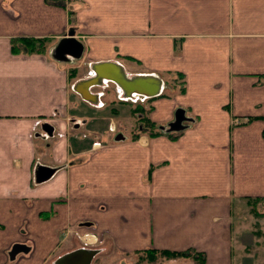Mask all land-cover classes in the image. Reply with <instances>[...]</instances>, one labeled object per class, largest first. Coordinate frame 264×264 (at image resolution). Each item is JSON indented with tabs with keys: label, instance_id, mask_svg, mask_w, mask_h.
Listing matches in <instances>:
<instances>
[{
	"label": "crops",
	"instance_id": "1",
	"mask_svg": "<svg viewBox=\"0 0 264 264\" xmlns=\"http://www.w3.org/2000/svg\"><path fill=\"white\" fill-rule=\"evenodd\" d=\"M17 37L43 47L12 52ZM68 39L77 55L57 51ZM176 73L183 92L162 85ZM112 75L155 79L154 94L127 95L166 132H136L131 105L98 88L126 95ZM253 198L264 0H0V264H100L109 251L240 264L237 206Z\"/></svg>",
	"mask_w": 264,
	"mask_h": 264
},
{
	"label": "rangeland",
	"instance_id": "2",
	"mask_svg": "<svg viewBox=\"0 0 264 264\" xmlns=\"http://www.w3.org/2000/svg\"><path fill=\"white\" fill-rule=\"evenodd\" d=\"M179 83H181V79L178 76L168 77L162 80V85L165 86V88H168V86L173 85L174 90L178 87ZM159 84L161 87L160 80H159ZM103 85L98 86V88L101 89V87H105L104 90L108 93L106 94L110 98L114 97L115 99H119L120 97H123L122 98L123 100L129 99L133 101V103L134 102L143 103L142 102L143 100L142 98H140V96H133V97L129 95L127 96L124 93H120L119 91H116L112 83L103 84ZM255 199L256 200L246 199L244 200V202L239 203L237 206V207H241L240 219L243 222V229L244 231H249L248 236H246L243 240V245L245 246V248L241 250L236 249L237 253L238 254L240 253L239 255L241 256L240 258L242 262H240V264L241 263L264 264V199L262 198H255ZM235 209L234 212L236 213ZM236 257H238V255ZM137 258L138 256L135 254L123 256L120 253L115 254L112 251H109L107 256L101 259L99 263L100 264L102 263L133 264L137 260Z\"/></svg>",
	"mask_w": 264,
	"mask_h": 264
},
{
	"label": "trees",
	"instance_id": "3",
	"mask_svg": "<svg viewBox=\"0 0 264 264\" xmlns=\"http://www.w3.org/2000/svg\"><path fill=\"white\" fill-rule=\"evenodd\" d=\"M42 43H43L42 39L30 38V37H17L10 41V49L12 52L19 51L22 49H25L28 51L33 50V49H41L43 47ZM175 76H178L181 79V83H179L176 89L178 90V92H183L184 90L183 77L180 73H176ZM168 87L174 88L173 85L168 86ZM161 94H163V92H161ZM125 101L131 105L132 114L136 115L135 129L137 133L142 131V132L147 133L149 136H154V135L166 132L164 131L162 127H160V125L154 124L147 118L146 112L149 108L146 109L143 107L142 103H139V102L133 103V101L129 99H126ZM133 136H135V134H133ZM253 200H256V199L253 198ZM160 253L165 254L166 256H174V257L190 256V257H193V259L196 261L197 264H202V257H200V255L194 251H187V252L161 251Z\"/></svg>",
	"mask_w": 264,
	"mask_h": 264
},
{
	"label": "water",
	"instance_id": "4",
	"mask_svg": "<svg viewBox=\"0 0 264 264\" xmlns=\"http://www.w3.org/2000/svg\"><path fill=\"white\" fill-rule=\"evenodd\" d=\"M74 44L70 43V40H63L58 46H57V51L58 52H63L64 48H68V52L70 54L77 55L78 53V48L77 51L74 50ZM72 48V49H70ZM114 81H116V83H118L124 90L126 95L128 94V91H134L135 93H139V94H145V95H152L155 93V79L152 82V85L150 83H148V81L150 79H145V78H141V79H123L121 77H117V76H110ZM158 80H156L157 82ZM159 84V82H158ZM128 96V95H127ZM177 129L180 128L178 125V122L176 125H169V129ZM24 247H22L21 245H15L12 247V251H11V255L21 249H23ZM25 250V249H24Z\"/></svg>",
	"mask_w": 264,
	"mask_h": 264
},
{
	"label": "built area",
	"instance_id": "5",
	"mask_svg": "<svg viewBox=\"0 0 264 264\" xmlns=\"http://www.w3.org/2000/svg\"><path fill=\"white\" fill-rule=\"evenodd\" d=\"M232 123H235V124H237L238 123V120L237 119H235V120H233V122Z\"/></svg>",
	"mask_w": 264,
	"mask_h": 264
}]
</instances>
